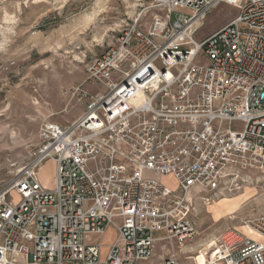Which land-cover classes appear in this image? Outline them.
I'll return each instance as SVG.
<instances>
[{
  "label": "built area",
  "instance_id": "1",
  "mask_svg": "<svg viewBox=\"0 0 264 264\" xmlns=\"http://www.w3.org/2000/svg\"><path fill=\"white\" fill-rule=\"evenodd\" d=\"M220 3L236 15L195 39ZM134 6L114 44L65 90L83 105L79 116L42 121L30 158L0 188V264H151L156 242L194 233L185 215L194 200L264 166V0ZM48 160L51 188L38 178ZM245 224L259 238H221L203 264H264V214ZM157 264L179 262L170 253Z\"/></svg>",
  "mask_w": 264,
  "mask_h": 264
},
{
  "label": "rangeland",
  "instance_id": "2",
  "mask_svg": "<svg viewBox=\"0 0 264 264\" xmlns=\"http://www.w3.org/2000/svg\"><path fill=\"white\" fill-rule=\"evenodd\" d=\"M0 6V188L30 158L42 121L68 124L79 116L81 103L69 102L65 90L81 83L86 65L113 45L118 27L135 13L136 0H2ZM142 1V0H140ZM237 13L220 3L206 16L195 39L214 32ZM54 166L48 160L38 169L47 188L54 186ZM174 187L170 176L161 177ZM17 203L19 196L9 194ZM185 215L194 233L184 242L155 243L149 263L174 253L179 264H193L200 249L201 264L215 243L248 236L241 225L264 214V166L242 170L231 190L204 194ZM115 237L112 225L104 244ZM250 237V236H249ZM252 238V237H251ZM218 239V240H217ZM102 250V257L106 252Z\"/></svg>",
  "mask_w": 264,
  "mask_h": 264
},
{
  "label": "bare ground",
  "instance_id": "3",
  "mask_svg": "<svg viewBox=\"0 0 264 264\" xmlns=\"http://www.w3.org/2000/svg\"><path fill=\"white\" fill-rule=\"evenodd\" d=\"M260 167H256L255 169H259ZM241 229L244 231L245 234H247L248 236L252 237V238H259V234L255 231H253L248 225H246L245 223L241 225ZM218 240V239H217ZM215 245V244H214ZM200 251V250H199ZM199 254V253H198ZM198 256V255H197ZM196 260H198V263L201 264L200 260L198 258H196Z\"/></svg>",
  "mask_w": 264,
  "mask_h": 264
},
{
  "label": "snow or ice",
  "instance_id": "4",
  "mask_svg": "<svg viewBox=\"0 0 264 264\" xmlns=\"http://www.w3.org/2000/svg\"><path fill=\"white\" fill-rule=\"evenodd\" d=\"M231 2H232V3H235V2H236V0H231Z\"/></svg>",
  "mask_w": 264,
  "mask_h": 264
}]
</instances>
